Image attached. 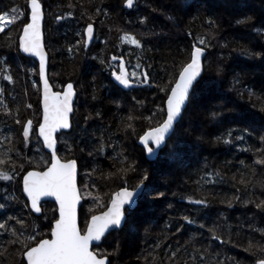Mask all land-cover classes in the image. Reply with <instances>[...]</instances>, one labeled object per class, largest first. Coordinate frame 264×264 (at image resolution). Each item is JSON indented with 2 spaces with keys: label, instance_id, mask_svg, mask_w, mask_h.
Returning a JSON list of instances; mask_svg holds the SVG:
<instances>
[{
  "label": "trees",
  "instance_id": "1",
  "mask_svg": "<svg viewBox=\"0 0 264 264\" xmlns=\"http://www.w3.org/2000/svg\"><path fill=\"white\" fill-rule=\"evenodd\" d=\"M218 1L136 0L128 10L125 0H42L53 86L73 82L78 90L72 129L59 137L60 153L78 157L90 173L99 190L93 212L103 209L97 197L107 201L148 176L144 215L142 197L133 211L137 218L129 221L133 212L127 213V236L137 233L124 237L132 250L129 264H245L233 255L236 247L251 264L264 259V26L248 12L227 13L226 1ZM255 5L250 0L244 9L255 11ZM3 14L11 28L0 31V172L11 179H0V264H21L24 245L35 243L28 237L49 236L52 218L44 206L55 210L54 221L57 212L48 202L35 216L20 189L18 179L29 169H44L48 155L37 134L27 141L22 135L24 120L36 126L41 116L38 66L18 44L28 0H0ZM89 23L97 47L84 45ZM193 46L207 50L202 77L167 146L148 161L139 137L163 122L170 86ZM115 56L139 87L125 91L114 84ZM163 154L164 164L158 162ZM175 155L178 166L171 165ZM123 230L96 246L110 264L116 254L105 244L114 237L119 242Z\"/></svg>",
  "mask_w": 264,
  "mask_h": 264
},
{
  "label": "snow or ice",
  "instance_id": "2",
  "mask_svg": "<svg viewBox=\"0 0 264 264\" xmlns=\"http://www.w3.org/2000/svg\"><path fill=\"white\" fill-rule=\"evenodd\" d=\"M126 5L131 7L133 0H125ZM31 22L23 28V35L20 37V47L25 52H32L40 59L39 72L44 76L45 53L40 43V20L41 5L38 0H30ZM5 16L0 15V31H3ZM93 34V25H87V35ZM130 43L139 44L134 37L130 38ZM203 44L204 41H199ZM204 48L193 46L190 53V60L182 66L175 78L174 84L170 86L167 94V115L166 119L157 127L149 128L139 137L145 151L150 156L158 155L167 144V139L175 130L176 123L181 119L184 108L193 91L198 77L201 75V57ZM123 67V65H121ZM7 81H12L11 75L4 76ZM116 80L125 87H131L130 80L123 73L116 75ZM43 98V122L39 125V136L49 149H53L51 154V164L43 171H28L23 178V191L31 202V209L36 213L40 212L39 201L41 197L54 196L59 202V218L55 220L51 228V238L36 239L35 236L28 237L35 241L34 246L24 245L21 252V264H106L105 258L98 257L90 250L92 241H100L105 231L110 226H120L125 218L124 206L128 205L132 210L135 203L134 197L141 195L145 187L144 181L148 179L145 175L142 180L129 190L121 189L111 200V205L107 211L100 215H93L91 221L87 223L86 229L81 230L77 224L76 204L79 199L76 188L75 161L68 160L62 162L55 154L54 133L57 129L68 128V114L71 111L70 100L73 95V85L69 83L67 90L63 93H49L48 81L44 80ZM2 92V89H0ZM31 107V105H28ZM17 124H21L19 119ZM131 127V125H129ZM22 135L27 141L32 128V121L28 120L22 124ZM154 145V147H153ZM174 155V152H170ZM264 163V161H261ZM124 171H127L125 169ZM0 179L10 180L11 176L0 172ZM203 204V201H197ZM4 205L0 204V208ZM187 220V218H185ZM191 222V221H188ZM5 227L0 224V228ZM179 231V230H178ZM179 252H172V257H176ZM257 264H264V259H259Z\"/></svg>",
  "mask_w": 264,
  "mask_h": 264
},
{
  "label": "water",
  "instance_id": "3",
  "mask_svg": "<svg viewBox=\"0 0 264 264\" xmlns=\"http://www.w3.org/2000/svg\"><path fill=\"white\" fill-rule=\"evenodd\" d=\"M38 2L40 3L41 5V20H40V43H41V46H42V49L45 53V72H44V76L41 77L40 76V72H39V64H40V59L38 56H36L34 53L32 52H25L23 50V48L20 47V37L23 35V28L26 24L30 23L31 22V4H30V0L28 2V7H29V16H28V20L27 22L25 23V25L22 27L21 29V33H20V36L18 38V44H19V50H20V53L24 56V57H27V58H32L33 60H35V62L37 63V66H38V73H39V82H40V106H41V119H40V123L43 122V98H44V80L46 79L48 81V91L49 93H63L64 91L67 90V85L69 83H71L73 85V95L71 97V100H70V106H71V111L69 112L68 114V123H69V127L68 128H60V129H57L56 132L53 134L54 135V139H55V154L57 155V157L62 161H68V160H63L59 154H58V147H59V143H58V135L65 132H69L71 129H72V115L74 113V109H75V103H76V100H77V96H78V92H77V89H76V86L72 83V82H68L67 84L64 85L63 89L62 90H56L50 80V76H49V65H50V54L47 50V47H46V40H45V6L44 4L38 0ZM135 2L136 0H133V5L131 7L127 6L126 5V2H125V8L128 9V10H131L133 9L134 5H135ZM92 24V23H90ZM93 25V34L91 37H89L87 35V26L85 27V30H84V43H85V47L86 48H89L92 46V44L94 43V40H95V37H96V28H95V25ZM206 55H207V50L204 48V54L203 56L201 57V75L197 78L198 81L201 79L202 77V74H203V71H204V64H205V58H206ZM114 61H121V65H123V67H121L120 65V68L118 71H115L113 74H112V81L114 82L115 85H117L119 88H121L122 90H125V91H129V90H132L134 88H137L140 86L139 83L135 82V81H132L130 78H129V70L127 69L126 67V62L124 60H122L120 57H114L113 58ZM123 73L127 78H129L130 80V84H131V87H125L123 86L122 84L119 83V81L116 80V75H119ZM197 84V83H196ZM190 100V99H189ZM189 103V101H188ZM188 103H187V106H188ZM187 106L184 108L183 110V113H182V117L184 115V112L186 111L187 109ZM166 115H167V99H166V102H165V118L164 120L166 119ZM181 117V118H182ZM163 120V121H164ZM181 120V119H180ZM180 120L176 123L175 125V128L176 126L179 124ZM39 123V125H40ZM161 124V123H160ZM158 126V125H157ZM155 126V127H157ZM147 131V130H146ZM173 134V133H172ZM171 134V136H172ZM143 135V134H142ZM170 136V138H171ZM38 138L40 139V141L42 142V145H43V149L45 150L46 153H48L50 155V163L44 168V169H35V168H32V169H29L25 172V174L23 175V178L24 176L27 174L28 171H43V170H46L47 167H50V164H51V154L53 152V149H49L46 144L44 143L43 141V138L39 136V126H38ZM168 138L167 139V142L168 140L170 139ZM139 145L144 149L140 139H139ZM154 147V145H153ZM145 150V149H144ZM146 152V151H145ZM160 153V151H159ZM158 153V154H159ZM145 156L148 160L152 161L156 158L157 155L155 156H150L147 152L145 153ZM69 160H72V161H75V171H76V179H75V182H76V188H77V194H78V201H77V204H76V217H77V224L78 226L81 228V222H80V210H81V206L83 204V197L81 195V192H80V188H79V165H78V162L75 160V159H69ZM23 178H22V194L24 196V198L27 200V203H28V207H29V210L35 215V216H40L43 212V204L44 203H48V202H51L53 204H55L56 208H57V218H59V202L55 199L54 196H45V197H41L40 201H39V207H40V212L39 213H36L34 210L31 209V202H30V199L27 197V194L24 193L23 191ZM145 185V183H144ZM146 187V185H145ZM145 187L142 189V192H141V195L139 196H135L134 197V200H135V203L133 205V208L132 210L129 209V206L128 205H125L124 206V211H125V218L124 220L122 221V224L120 226H110L109 229H107L104 233V235L101 237V240L100 241H92L89 245L90 247V250L93 251L95 254H97L94 250V247L95 246H98L102 243V241L104 240V238L111 232L115 231V230H120L122 229L125 224H126V221H127V213L128 211H133L137 208L138 204H139V200L140 198L142 197L143 193H144V190H145ZM123 188H128V187H122V188H119L116 192L113 193L112 197H111V200L112 198L115 196L116 193L120 192L121 189ZM135 188V187H134ZM129 190L133 189V188H128ZM111 200L108 204V206L100 211V212H97L95 213L94 215H100L102 212H105L107 211L108 207L111 205ZM195 204H198L197 202H195ZM93 216V215H92ZM91 216V217H92ZM91 217L88 221V223L91 221ZM55 224V221L53 222L52 224V227L54 226ZM51 232V231H50ZM47 239H50L51 238V235H49L48 237H45ZM34 246V245H33ZM98 255V254H97ZM98 257L100 258H105L106 260V264H110V258L108 256H100L98 255Z\"/></svg>",
  "mask_w": 264,
  "mask_h": 264
},
{
  "label": "rangeland",
  "instance_id": "4",
  "mask_svg": "<svg viewBox=\"0 0 264 264\" xmlns=\"http://www.w3.org/2000/svg\"><path fill=\"white\" fill-rule=\"evenodd\" d=\"M41 2H42V0H40ZM223 1H226V4H225V8H226V10H227V13H229V14H231V15H234V16H239V15H242V12L243 13H245V12H248V13H250V15L254 18V19H257V21L258 22H260V24L262 25V26H264V0H252V3L254 4V3H256V10L254 11H251L250 9H248V8H246V9H244L245 7H244V5H246V3L247 2H249L250 0H220V1H218V6H220V5H222L223 4ZM28 2H29V0H28ZM43 3V2H42ZM44 4V3H43ZM44 6H45V9L47 10L48 9V7H46V5L44 4ZM188 9H186V11H187ZM183 11H185V10H183ZM186 13V12H185ZM4 16H5V21H4V24H3V29H9V28H11L10 27V20H9V16H8V14H3ZM259 24V25H260ZM242 36V35H241ZM259 40H260V37H257ZM83 42H84V36H83ZM261 42H263L264 43V41H261ZM98 39L95 37V41H94V44H93V46H95V47H97L98 46ZM259 44H260V42H259ZM84 45H85V43H84ZM261 45V44H260ZM47 50H48V48H47ZM49 52V51H48ZM50 54V53H49ZM51 56V55H50ZM37 72H38V70H37ZM49 74H50V71H49ZM50 76V75H49ZM54 78H56L55 76H53ZM52 78V77H51ZM51 78H50V80H51ZM84 79L86 80L87 79V76H85L84 77ZM51 82H52V84H54V82H53V80H51ZM73 83V82H72ZM74 84V83H73ZM38 85H39V90H38V96H39V100L41 99L40 98V82H39V73H38ZM75 86H76V84H74ZM54 87H55V89L56 90H62L63 89V87H64V85H61L60 87H59V89L54 85ZM76 89H77V86H76ZM77 92H78V90H77ZM22 99V95H18V96H16V98H15V100H18V101H20ZM77 99H78V96H77ZM114 99H116V98H114ZM22 102V101H21ZM76 102H77V100H76ZM39 103H40V101H39ZM76 104V103H75ZM20 106V105H19ZM233 105L231 104L230 105V107L231 108H233L232 107ZM40 107V114H41V106H39ZM227 112L228 111H230V109H228V110H226ZM75 113H76V109H74V113H73V115H72V118L74 117V115H75ZM235 116H233V117H228L229 118V120H234L235 118H234ZM40 119H41V116H40ZM28 120H30V119H26V120H24V123L25 122H27ZM39 122H40V120H39ZM253 125L255 126V127H257V128H259V125H255V123H253ZM38 126H39V123H38V125H34L33 126V123H32V128L34 129V130H32V131H30V134L31 133H35V134H37V137H38ZM63 133H65V132H63ZM60 136H62V133L61 134H59L58 135V143H59V147H58V154H59V156L63 159V160H69V159H75L77 162H78V165H79V188H80V192H81V195H82V197H83V204H82V206H81V210H80V222H81V230H85L86 229V225H87V223H88V221H89V219H90V217L92 216V215H94L95 213H97V212H93L94 211V208L96 207V202H95V197H94V195H96V193H98L99 192V190H96V189H94L93 188V184L91 183V175H90V173H88L87 171H82V169H83V167H82V164L80 163V160H79V158L78 157H72V156H63L62 155V153H60V145H61V142H60V139H59V137ZM39 139V138H38ZM40 140V139H39ZM41 144H42V142H41ZM138 145H139V140H138ZM196 145V143H194L193 144V146H195ZM167 146V145H166ZM42 147H43V145H42ZM141 147V146H140ZM142 148V147H141ZM165 148V147H164ZM144 150V149H143ZM169 149H167V151H168ZM45 151V150H44ZM144 152H145V150H144ZM46 153V152H45ZM146 153V152H145ZM47 155H48V160H47V165L50 163V155L48 154V153H46ZM161 154V152L159 153V155ZM176 156V155H175ZM146 157V156H145ZM147 159V158H146ZM148 160V159H147ZM155 160V159H154ZM162 160H164L163 161V164L167 161V158L165 159L164 158V154L162 155V157L158 160V162H160V161H162ZM148 161H150V160H148ZM153 161V160H152ZM173 162L175 163V164H172L171 163V165H177L178 166V164H179V159L177 158V156H176V159L175 160H173ZM162 164V165H163ZM25 174V173H24ZM23 174V175H24ZM22 178H23V176L20 178V179H18L19 181H20V185H21V192H22ZM125 187V186H124ZM129 188V187H128ZM117 191V190H116ZM115 192V191H114ZM113 192V193H114ZM113 193H112V195H113ZM23 195V194H22ZM24 197V196H23ZM112 197V196H111ZM141 199V198H140ZM149 199L150 198H148V196L147 195H142V199H141V203L139 204V205H141V207H143V206H145V201H149ZM97 200L99 201V203L100 204H102V207H103V209L102 210H104L107 206H108V204H109V202H110V200H111V198H109L107 201H105L104 199L102 200V197H101V199L99 200V197H97ZM25 201L27 202V200L25 199ZM140 201V200H139ZM150 202V201H149ZM145 203V204H144ZM47 204V203H46ZM27 205H28V203H27ZM55 205V204H54ZM44 206V205H43ZM139 208V207H138ZM44 209H45V211L47 210L48 211V215L50 214V216H51V218H52V222H51V224H50V226L52 225V223L54 222V209L53 208H51V207H48L47 205H45L44 206ZM55 209H56V212H57V208H56V206H55ZM82 209H84L83 211H85V212H83V215H82ZM143 209V210H142ZM141 209V211H140V213H141V215L143 214L144 215V209H145V207H143ZM148 209V208H147ZM101 210V211H102ZM87 211V212H86ZM134 211V210H133ZM132 211V212H133ZM93 213V214H92ZM130 213V211H128V214ZM135 216H136V218H137V215H136V211L135 212H133V213H131V216H130V218H129V221H131L132 220V218H135ZM57 218V217H56ZM127 221H128V217H127ZM126 221V222H127ZM46 225H47V223L46 224H44V228L46 227ZM50 226H48V227H50ZM127 226H128V224H125V226L123 227L124 228V230L122 231V232H120V233H118L117 235L118 236H120L119 237V239H120V241L119 242H117V240L116 239H114V238H111V239H109L108 240V242H107V244H105L106 245V248L107 249H111L112 248V250L114 249V255L116 254V257H115V264H129V262L131 261L130 260V255L132 254V250H128L127 248H125V244L126 243H123L124 242V237L125 236H127L128 235V231H129V228H127ZM51 228H52V226L50 227V231H51ZM44 230V229H43ZM49 235H50V233H49ZM122 236H123V238H122ZM137 236V233L135 232V233H131V236H127L126 237V239H128V237L130 238V237H136ZM45 238V237H44ZM104 241V240H103ZM103 241H102V243H103ZM121 242V243H120ZM128 242V241H127ZM101 243V244H102ZM34 245H35V243H34ZM33 246V245H32ZM99 246V245H98ZM94 250L97 252V254L98 255H100V256H105V255H103V254H100L98 251H97V249H96V246L94 247ZM234 253H233V255L236 257V258H238V259H240V260H243V262L245 263V264H251V262H250V259L247 257V255L242 251V249L241 248H239V247H236V248H234V251H233ZM256 264H257V261H256Z\"/></svg>",
  "mask_w": 264,
  "mask_h": 264
}]
</instances>
